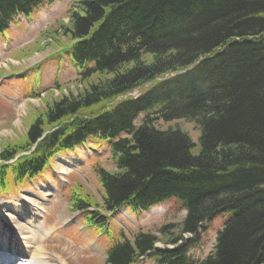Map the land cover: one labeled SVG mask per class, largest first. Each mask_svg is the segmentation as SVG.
Segmentation results:
<instances>
[{"label":"trees","instance_id":"16d2710c","mask_svg":"<svg viewBox=\"0 0 264 264\" xmlns=\"http://www.w3.org/2000/svg\"><path fill=\"white\" fill-rule=\"evenodd\" d=\"M46 1L0 0V34ZM60 31L80 87L47 99L26 134L1 145L0 192L106 140L116 170L97 168L103 201L76 189L74 211L90 224L170 201L186 213L157 233L121 232L107 264H264V0H77ZM182 119L200 131L197 153L178 124L158 125ZM225 212L213 251L196 259L185 235Z\"/></svg>","mask_w":264,"mask_h":264},{"label":"rangeland","instance_id":"374dc122","mask_svg":"<svg viewBox=\"0 0 264 264\" xmlns=\"http://www.w3.org/2000/svg\"><path fill=\"white\" fill-rule=\"evenodd\" d=\"M76 5L77 0H47L30 15L18 16L0 34V149L5 141L15 142L26 134L36 111L43 110L48 100L80 87L78 69L56 40L57 36L61 37L62 23H68L69 12ZM147 86L129 95H139ZM143 118L140 115L135 124L138 126ZM176 124L191 135L197 153L200 131L194 121L158 122L163 128ZM62 165L67 173L60 172ZM100 167L116 170L109 141L91 140L60 153L42 174L15 185L8 192H0V212L4 213L10 202L20 198L34 205L41 204L43 211L39 209V212L45 220H39L52 227L48 245L68 246L78 264H107V250L119 240L121 232L133 239L139 231L157 233L161 226L183 220L185 211L170 201L140 212L127 208L113 213L105 211L108 218L99 216L94 224L88 223L84 212L72 209L71 201L74 191L80 188L98 202L103 201L105 191L97 173ZM230 216L228 212L217 215L204 224L198 237L187 235L182 243H192L189 252L196 259L204 258L213 251L217 234ZM19 237L16 234L18 240ZM138 264L155 262L145 257Z\"/></svg>","mask_w":264,"mask_h":264},{"label":"bare ground","instance_id":"6f19581e","mask_svg":"<svg viewBox=\"0 0 264 264\" xmlns=\"http://www.w3.org/2000/svg\"><path fill=\"white\" fill-rule=\"evenodd\" d=\"M60 170L67 173L65 165ZM41 206L20 198L10 202L6 212H0V218L4 216L0 222V264H78L68 246L48 245L52 227L40 222L39 218L45 220L39 212L43 211Z\"/></svg>","mask_w":264,"mask_h":264}]
</instances>
